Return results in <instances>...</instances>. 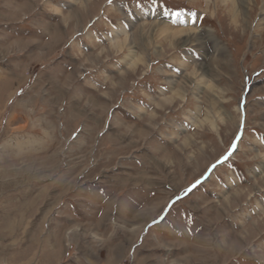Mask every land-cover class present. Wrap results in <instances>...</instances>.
Segmentation results:
<instances>
[{
    "label": "rangeland",
    "instance_id": "374dc122",
    "mask_svg": "<svg viewBox=\"0 0 264 264\" xmlns=\"http://www.w3.org/2000/svg\"><path fill=\"white\" fill-rule=\"evenodd\" d=\"M0 264H264V0H0Z\"/></svg>",
    "mask_w": 264,
    "mask_h": 264
},
{
    "label": "bare ground",
    "instance_id": "6f19581e",
    "mask_svg": "<svg viewBox=\"0 0 264 264\" xmlns=\"http://www.w3.org/2000/svg\"><path fill=\"white\" fill-rule=\"evenodd\" d=\"M238 4V3H237ZM188 32H190V31H188ZM182 35V34H181ZM190 36V35H189ZM188 40V39H187Z\"/></svg>",
    "mask_w": 264,
    "mask_h": 264
}]
</instances>
